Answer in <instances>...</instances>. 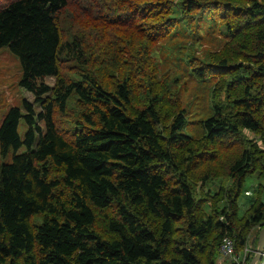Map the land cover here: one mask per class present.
<instances>
[{
	"label": "trees",
	"instance_id": "trees-1",
	"mask_svg": "<svg viewBox=\"0 0 264 264\" xmlns=\"http://www.w3.org/2000/svg\"><path fill=\"white\" fill-rule=\"evenodd\" d=\"M2 47L39 110L0 112V264H222L224 237L255 250L264 0H0ZM171 65L212 80L199 138Z\"/></svg>",
	"mask_w": 264,
	"mask_h": 264
},
{
	"label": "rangeland",
	"instance_id": "rangeland-1",
	"mask_svg": "<svg viewBox=\"0 0 264 264\" xmlns=\"http://www.w3.org/2000/svg\"><path fill=\"white\" fill-rule=\"evenodd\" d=\"M159 65L162 67V58L159 57ZM170 69L175 75H181L180 83L183 85L181 98L186 110L187 124L182 129L183 133L191 137L199 138L204 134V131L197 123L201 119H206L211 115V87L212 80L198 81L189 75V68L183 66L171 65ZM22 70L19 59L9 51L7 47L0 49V112L8 106H16L22 108V101L25 99L33 103L35 112L39 108L34 104V96L19 86V79ZM48 85L52 86L54 79L51 77L45 78ZM26 131V125L22 120L19 121L18 132L22 137ZM25 151L24 145L20 146L17 153ZM12 151L6 156L0 155V163L9 162L11 160ZM257 184L253 177H248L244 183L243 191L240 194L238 205L240 212H243L252 200V188ZM222 264H230L228 261H223Z\"/></svg>",
	"mask_w": 264,
	"mask_h": 264
},
{
	"label": "built area",
	"instance_id": "built-area-1",
	"mask_svg": "<svg viewBox=\"0 0 264 264\" xmlns=\"http://www.w3.org/2000/svg\"><path fill=\"white\" fill-rule=\"evenodd\" d=\"M219 259L218 262L225 260L231 261L233 264H245L249 255L254 253V250L250 246H245L241 253L237 254L234 252L233 242L228 238L224 237L219 247ZM264 251L261 259L257 264H264L263 261Z\"/></svg>",
	"mask_w": 264,
	"mask_h": 264
},
{
	"label": "water",
	"instance_id": "water-1",
	"mask_svg": "<svg viewBox=\"0 0 264 264\" xmlns=\"http://www.w3.org/2000/svg\"><path fill=\"white\" fill-rule=\"evenodd\" d=\"M264 251V227H262L257 236V244L253 253L251 260L248 264H257V262L261 259Z\"/></svg>",
	"mask_w": 264,
	"mask_h": 264
}]
</instances>
